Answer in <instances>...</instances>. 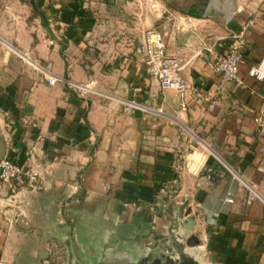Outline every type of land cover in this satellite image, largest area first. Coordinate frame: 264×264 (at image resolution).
<instances>
[{
    "label": "crops",
    "instance_id": "crops-1",
    "mask_svg": "<svg viewBox=\"0 0 264 264\" xmlns=\"http://www.w3.org/2000/svg\"><path fill=\"white\" fill-rule=\"evenodd\" d=\"M250 17L244 83L219 89L214 57ZM151 26L182 58L186 109L135 53ZM18 50L63 76L94 79L99 92L48 83ZM263 52L264 0H0V158L42 175L36 190L0 179V264H65L68 240L75 264L147 252L188 194L196 222L183 230L193 246L213 264H264V202L248 203L219 160L264 194V124L254 119L264 82L248 73ZM207 166L225 174L207 181Z\"/></svg>",
    "mask_w": 264,
    "mask_h": 264
},
{
    "label": "built area",
    "instance_id": "built-area-1",
    "mask_svg": "<svg viewBox=\"0 0 264 264\" xmlns=\"http://www.w3.org/2000/svg\"><path fill=\"white\" fill-rule=\"evenodd\" d=\"M256 24L257 20L254 17L248 18V20L242 23L238 29L229 33V37L233 41L229 43L227 51L215 55L213 64L215 71L219 74V89H222L229 81H234L238 84L244 83L241 64L244 60L248 44L249 29ZM202 47L207 48L210 51L212 50V47L205 42H203ZM199 51H202V49L200 48ZM19 53L22 55L23 60L29 62L39 70L50 84L62 82L67 86L68 92L76 93L81 97L99 92L94 79L78 81L71 77L63 76L53 70V65L50 61L41 62L32 59L24 52L19 51ZM135 53L146 66L148 73L151 76L156 77L160 81L162 87H171L177 91L180 106L182 109H186L188 106L187 95L192 89V85L182 74L184 65L182 58L171 54L167 48L166 32L156 26L148 27L144 31L141 41L137 44ZM248 73L256 79L264 82V52L257 62L249 66ZM134 89L139 95H141L142 88L140 86H135ZM218 91L219 90H217L212 97H205L206 99H210V102L208 103L209 107L215 106L214 97L217 95ZM120 99L127 106L144 110L149 109V107L139 98ZM254 119L257 122L264 124V113L256 115ZM198 139L202 145L206 146V148L214 153L211 146L208 145L203 138ZM219 160L224 168L229 170L234 178L238 180L239 184L246 188V199L248 203L257 199L264 202V194L261 192L257 183L244 178L229 164L220 158ZM224 174V170L217 173L212 166H207L204 177L207 181H211L217 178V176H223ZM0 179L10 184L17 180L33 190L42 187V175L37 169L30 164L18 162L9 156L0 158ZM224 199L227 202H233L234 196L229 191Z\"/></svg>",
    "mask_w": 264,
    "mask_h": 264
},
{
    "label": "water",
    "instance_id": "water-1",
    "mask_svg": "<svg viewBox=\"0 0 264 264\" xmlns=\"http://www.w3.org/2000/svg\"><path fill=\"white\" fill-rule=\"evenodd\" d=\"M185 36L184 33L181 37ZM191 194L179 205L174 217V225L170 232L159 235L154 244L149 245V250L140 254L127 251L115 254L106 264H213L205 249L193 246L185 230L195 228L196 213L190 203ZM69 258L65 264H75L74 252L69 240ZM105 264V263H104Z\"/></svg>",
    "mask_w": 264,
    "mask_h": 264
},
{
    "label": "flooded vegetation",
    "instance_id": "flooded-vegetation-1",
    "mask_svg": "<svg viewBox=\"0 0 264 264\" xmlns=\"http://www.w3.org/2000/svg\"><path fill=\"white\" fill-rule=\"evenodd\" d=\"M88 264H102V263L97 262L96 260H88Z\"/></svg>",
    "mask_w": 264,
    "mask_h": 264
},
{
    "label": "rangeland",
    "instance_id": "rangeland-1",
    "mask_svg": "<svg viewBox=\"0 0 264 264\" xmlns=\"http://www.w3.org/2000/svg\"><path fill=\"white\" fill-rule=\"evenodd\" d=\"M194 137H196V138H197L196 134H194Z\"/></svg>",
    "mask_w": 264,
    "mask_h": 264
}]
</instances>
